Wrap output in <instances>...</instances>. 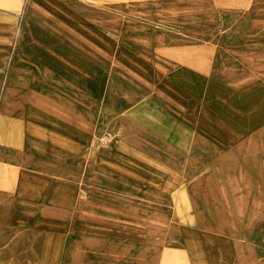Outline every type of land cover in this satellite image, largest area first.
<instances>
[{"label":"crops","instance_id":"1","mask_svg":"<svg viewBox=\"0 0 264 264\" xmlns=\"http://www.w3.org/2000/svg\"><path fill=\"white\" fill-rule=\"evenodd\" d=\"M77 3L107 1L0 0V264H150L155 216L171 230L161 264H264V91L222 90L215 107L229 121L221 135L239 137L213 139L215 151L237 143L251 160L195 159L190 170L151 175L134 107L154 109L163 92L119 94L103 75V43L115 37L107 17ZM194 71L175 73L184 100L197 91Z\"/></svg>","mask_w":264,"mask_h":264},{"label":"rangeland","instance_id":"2","mask_svg":"<svg viewBox=\"0 0 264 264\" xmlns=\"http://www.w3.org/2000/svg\"><path fill=\"white\" fill-rule=\"evenodd\" d=\"M106 1L101 7L85 3L86 7L81 8L83 3H77L78 11L102 12L107 17V32L111 29L115 35L103 43V75H111L117 81L119 94L130 89L135 99L147 89L163 92L154 109L147 112L146 102L141 104L140 99L134 107L133 125L144 130L143 135L136 137L147 154L150 174H173L180 166L190 170L189 161L195 159L214 158L231 163L251 160V151L235 150L237 143L220 153L215 151L213 139L215 143L221 136L230 141L239 139L221 135L227 134L229 121L216 114L215 107L223 91L229 90V96L241 99L264 91V8L255 11V5H264V0ZM206 5L221 10L220 18L211 21L212 14ZM19 26L22 31L28 30L24 13ZM222 62L223 69L211 72L213 64ZM231 63H238L239 68L230 70L236 67ZM183 65L195 69L197 91H192V100L177 96L171 87L176 71ZM209 77L214 80L206 98L200 90ZM168 85V90H164ZM262 119L257 126L264 128ZM209 131L214 135H208ZM194 144L199 146L192 152ZM156 218L151 220L150 264H161L163 247L171 236L168 224L164 229ZM166 256L174 261L172 253ZM162 264H171L169 258Z\"/></svg>","mask_w":264,"mask_h":264}]
</instances>
